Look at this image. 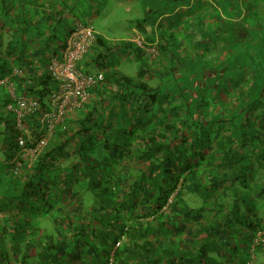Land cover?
<instances>
[{
    "label": "trees",
    "instance_id": "obj_1",
    "mask_svg": "<svg viewBox=\"0 0 264 264\" xmlns=\"http://www.w3.org/2000/svg\"><path fill=\"white\" fill-rule=\"evenodd\" d=\"M190 1L199 3L190 9V14L192 11L197 14L198 23H212L209 14L215 8L235 14L226 7V0ZM21 2L28 1L0 0V27L23 20L20 15L14 17L10 13ZM249 10L247 6L244 14ZM189 20L190 24L195 23L192 15ZM141 27L145 29V25ZM216 30L213 29V35L196 40L205 47L209 58V51L224 50V61L218 62L211 56V61L202 63L205 66L201 70L189 74L187 84L177 83L180 71L175 70L167 43L168 35L172 34L165 32V37L161 34V42L158 37L156 45L162 51L158 64L162 67L171 63L163 56L173 59L176 75L172 93L167 81L152 85L143 80L145 76L158 78L156 73L162 72L159 67L151 74L140 69L135 78L111 68L112 84L117 90L106 98L108 111L89 110L77 122L71 120L72 113L65 117L55 132L57 145L51 142L33 163L34 172L27 177L26 191L19 202L33 212L48 209L55 193L48 196L41 191L40 173L45 160H54L57 152V160L66 161L59 168L64 172L59 177L64 187L61 193L57 190V224H54L57 242L53 231L47 233L38 224L29 234V223H13L10 237L0 229L1 264H25L27 257L49 252L53 255L63 241L79 247L72 250H76L78 257L76 264H109L112 251L111 264H217L216 251L224 254L225 259L228 256L231 264L238 260L237 264H248L249 258L245 256L252 251L257 257L254 262L264 264V246L255 241L251 247L256 231H264V73L255 76L253 73L251 80L245 79V75L233 79L228 67L233 64L229 60L233 49L230 44L226 48L213 42L217 39ZM239 35L242 38V33ZM2 36L0 32V47ZM147 39L154 40L150 36ZM63 46L64 43L51 55L59 56ZM131 47L141 62L145 52L134 44ZM91 48L96 56L90 62H101L96 65L104 68L119 46L97 37ZM0 52V79L26 61L32 69L29 75L12 80L18 92L44 106L56 87L44 64L49 58L45 50L39 65L29 59L24 49L14 55L16 50L9 45ZM13 56L14 61H10ZM201 90L207 94L203 95ZM115 109L127 126L113 125L111 110ZM74 145L76 149L70 153ZM14 147L15 143L7 138L6 159L12 157ZM91 154L95 156L90 158ZM119 154L124 157L120 169L121 161L115 157ZM85 179L84 187L92 200L88 209L75 206L80 190L72 191L76 181L79 184ZM15 201H8L7 207H12ZM119 240V247L113 249ZM219 246L233 253H224Z\"/></svg>",
    "mask_w": 264,
    "mask_h": 264
},
{
    "label": "crops",
    "instance_id": "obj_2",
    "mask_svg": "<svg viewBox=\"0 0 264 264\" xmlns=\"http://www.w3.org/2000/svg\"><path fill=\"white\" fill-rule=\"evenodd\" d=\"M26 0H23V2ZM27 4H24L21 2L20 6H15L11 8L12 15L16 17V15H20L21 19L23 20H17L16 22L11 21L7 22L4 27H0V32L3 34L2 36V45L0 47V50H4L6 47H13L15 48L16 54H20V49H24L27 53V56L33 63L36 65H39V63H42V54L43 50H45V55L49 58L44 62V64H47L49 59L53 57L54 55H51L54 49H60L63 45L65 38L71 29L73 23L75 21L88 24L92 26L90 22V15L93 17H103L105 18V8L106 6H110L114 3H119L125 0H83L85 4V8L80 9V13L86 14L83 19L85 21L78 20L74 9L76 8V5L79 0H27ZM86 10H88L89 15L86 13ZM57 12V14H56ZM42 19V20H41ZM93 28V26H92ZM97 37L103 38L105 41V37L101 34L99 30L96 28H93ZM152 29L149 27L147 30H144V35H141L139 32L137 26H133L130 29V32L127 34V36L122 40L123 44H118L119 49L115 52L114 56H116V60H118V64L116 66L111 65L112 69L117 70L121 74L129 77V78H135L137 77V74L134 76L125 74V68H119L120 63H128V64H136L139 62L137 58L135 57L133 53V38H139L142 43L143 51L145 53L152 54L151 51H149L148 46L151 48L157 47L155 46L157 41L154 39V41H150L147 39L146 34H151ZM152 36V35H150ZM107 42V41H106ZM121 43V42H120ZM49 45V47H47ZM135 45V44H134ZM46 48V49H45ZM49 49V50H48ZM94 53V54H93ZM2 54V52H0ZM157 54V56L155 55ZM51 55V56H50ZM95 55L96 53L93 52V49L91 48L88 53L81 59V61L78 63V67L80 69V66L83 68L81 71L88 74H96V73H103L104 74V81L108 79V81L104 83H100V87L94 86L90 90V99L88 103L80 110L72 113V121L77 122L80 120V116L84 115L89 110L98 111L99 113L103 110L107 109V97L111 98L113 96V93L115 90H117V87L112 84L113 82V75L112 71L110 70L108 63L104 64V68L101 67V64L98 66L96 64L101 62H90V58ZM156 60L161 56L160 52L158 54V51H156L154 54H152ZM15 57L13 56L10 58V61H14ZM167 61V60H166ZM169 61V60H168ZM167 61V62H168ZM22 67H18L22 69V76L26 78L29 74V71L31 72V67H29L28 63L26 61H23ZM86 63L88 65L86 66ZM15 68V67H13ZM108 68V69H107ZM123 69V71H122ZM6 77V76H5ZM21 77V76H20ZM154 78L151 79L149 76L144 77V81L149 80L150 82L153 81ZM4 93L0 95V229L3 231H6L8 237L11 236V234L14 232L13 223L16 222H22V223H29V219H33L38 221L39 223H36L38 225L44 224V223H51V224H57V190L59 193L62 192L63 185H60L59 177L63 175L64 172L60 171L59 168L63 167V164H65L66 161H64L63 158H60L57 160V152L54 153L55 159L50 161V158H47L44 162V168L41 170L40 175L44 177L45 179L41 181L40 183V189L46 191V195L50 196V193H55V196L52 199L53 207L51 205L48 206V209L46 211L40 212H33L31 209H28V206H21L19 203L22 200V195L25 189V182L27 180V177L31 176L34 172V162L32 163L31 167H23L21 170V173L19 176H15L11 173L9 163L14 158L15 152H16V143L15 140L12 139L13 134V127H14V116L11 112L6 110V104L9 101V96L6 91V89L3 86H0ZM105 99V100H104ZM104 101V105L103 102ZM108 111V109L106 110ZM113 115V125L115 123H120L123 127L127 126L128 124L124 121H120L121 116L119 115V110H111ZM129 121V120H128ZM131 121H135L131 119ZM109 122V121H108ZM129 123V122H128ZM11 132V133H10ZM7 138H11V140L15 143L14 147V153L10 159L5 158L6 153V144H7ZM74 142V139H72ZM63 141V138L60 140ZM53 142L57 145V137L54 135L52 139L50 140L47 149L50 145V143ZM76 149V146L74 145L70 149V153H72ZM47 151V150H45ZM45 153V152H44ZM43 153V154H44ZM42 154V155H43ZM41 155V156H42ZM69 156V152L65 153V157ZM113 156V155H111ZM115 156V155H114ZM118 157V160L121 162L119 163L118 169L122 166L123 156L118 155L115 156ZM113 168V167H112ZM58 177V178H57ZM49 181V183H48ZM50 181H53L55 183H50ZM87 180H83L79 182V184L75 183L74 187L72 188V191L75 192L77 190L79 191V198L78 203L76 202L79 208H91L92 207V200L90 192L87 190L86 187H84ZM84 187V188H83ZM16 200L14 205L11 207H7L6 203L10 200ZM9 203L8 205H10ZM60 207V206H59ZM38 213V214H37ZM41 222V223H40ZM43 222V223H42ZM45 230L47 228L41 227ZM35 229V228H34ZM34 229H28L27 233L30 234ZM45 232V231H42ZM255 241L259 243L261 246H264V231H256V234L252 238L251 241V247L253 248ZM215 257L219 260V263L217 264H231L227 256L225 259L224 254H220L219 252H215ZM264 256V255H262ZM262 258V257H261ZM257 261V257L254 254V252L251 251V258L248 260L250 264H252V261ZM227 261H229L227 263ZM239 260L237 261V263ZM236 263V264H237ZM248 263V264H249ZM1 264V262H0Z\"/></svg>",
    "mask_w": 264,
    "mask_h": 264
},
{
    "label": "rangeland",
    "instance_id": "obj_3",
    "mask_svg": "<svg viewBox=\"0 0 264 264\" xmlns=\"http://www.w3.org/2000/svg\"><path fill=\"white\" fill-rule=\"evenodd\" d=\"M222 3L224 2L222 1ZM225 5L226 7H230L235 14L228 13V10L225 8L220 11L219 8L213 7L215 10L209 14V18L212 19V23L208 22L203 24V22L198 23L196 21L195 17H197V14H194L193 11L190 14V9L192 7L199 6L198 1L191 3L190 0H125L106 6L105 18L102 16L93 17L90 15V22L93 28H96L101 32L110 45L123 44L122 40L127 36L133 26H138L137 28L141 35H144V30H147L150 27L152 32L151 34L147 33L146 35H152L150 36V39H155L158 43V37H160L161 34L163 37H165V32L172 34V36L168 35V52L172 54V58L175 61V70H178L179 68V71L181 72V74L179 72L177 75L180 77H178L179 80L177 81L179 84L189 83V74L201 70L204 65L202 63L211 61V56L218 62L224 61V50H220V52H218L217 48L216 51H209V58L206 55L205 47H203L201 43H197L196 40H200L204 35H213V29L217 28L215 33L217 39L213 42H219L217 45L219 47L225 46L228 48L231 46L230 48L233 49L231 55L229 56L230 63L232 62L233 64L228 65L233 79L240 75H245V79L249 78V80H251L253 73L254 76L264 73L261 68L264 64L262 63L264 62V0H226ZM247 6L250 10L244 14ZM82 8H85V4L83 0H79L76 8L74 9V13L78 20L84 22L85 19L83 18L86 14H84V12L80 13V9ZM86 13L89 15L88 10H86ZM260 13L262 16H259ZM190 15H192L193 21L195 22L193 24H190ZM215 15H218V17H214ZM241 21L243 25L241 24ZM137 22L139 23L138 25H136ZM143 25H145V29H143L144 27H141ZM190 25L192 26L190 27ZM211 30L213 32H211ZM191 31H193V34H191ZM239 33H242V38ZM194 35H199V37ZM161 41L162 39L160 37V42ZM195 43H197V45ZM148 49L152 54L156 51H158V54L159 52L160 54L162 52L159 49V45L158 47H155V49L148 46ZM152 54L145 53V55L141 58V62H138L137 65L120 63L118 66L119 68H125V74L131 76L136 75L140 69H145L148 74H151L153 73L152 70L159 67L162 72L156 73L158 74V78L155 77V81H151V84L153 85L159 81H167L171 92V90H173V76L176 75L174 74L175 71L173 69V59H168L166 56H163L165 60H171V63L161 67L158 64L161 56L156 60L153 58L154 56ZM155 55L157 56V54ZM116 59V56H110L108 63L110 69L112 68L111 64H114V66L118 64V60ZM190 62H192V66ZM80 69L82 70L83 68L80 66ZM166 78H168V80H166ZM194 82L195 81L193 80L192 83ZM164 90L161 92L164 93ZM201 92L203 91L201 90ZM201 92L199 91V93ZM3 93L4 90L0 87V95ZM174 93H177L176 89L174 90ZM206 94L207 93L204 91L203 95ZM98 150L99 148H97V151ZM89 156L92 158L95 154H91ZM42 178L43 180L45 179L44 177ZM41 191L46 194L45 190ZM50 205L51 207L54 206L52 202ZM29 222L30 224L28 229H34L39 226H35L36 223H39L36 220L29 219ZM41 227L47 228V233H51L50 231H53V237L57 242L55 225L47 222L42 224ZM62 243L63 244L59 245L60 247L55 248L53 255H50L49 252L47 255L44 254L42 256L27 257L25 264H76L78 257L75 255L76 250H72H79V247L74 246L70 242L68 243L63 241ZM72 245L73 247L67 250V247ZM224 247L225 246H219L220 251L230 254L233 253V251ZM86 256L87 255L85 254V257ZM247 258H251V253L248 254V256H245V259ZM252 262H254V260ZM255 262L253 264H256Z\"/></svg>",
    "mask_w": 264,
    "mask_h": 264
},
{
    "label": "built area",
    "instance_id": "obj_4",
    "mask_svg": "<svg viewBox=\"0 0 264 264\" xmlns=\"http://www.w3.org/2000/svg\"><path fill=\"white\" fill-rule=\"evenodd\" d=\"M96 38L92 26L78 21L73 23L60 55L51 57L47 63L46 70L56 82V87L50 91L44 106L35 98L17 91L12 77L22 76V69L15 67L10 75L0 79V86L6 89L9 96L6 110L14 116L16 152L9 166L15 176L20 175L23 167H31L41 157L65 117L82 109L90 99V90L104 80L103 73L88 74L78 67ZM132 41L136 46L143 47L139 38ZM170 200L171 197L168 202ZM120 243V240L117 241L113 249ZM109 255L111 264L113 251Z\"/></svg>",
    "mask_w": 264,
    "mask_h": 264
}]
</instances>
